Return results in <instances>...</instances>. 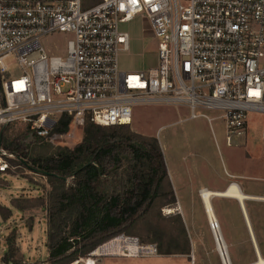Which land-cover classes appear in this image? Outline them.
Returning <instances> with one entry per match:
<instances>
[{
    "label": "built area",
    "instance_id": "2783aa9c",
    "mask_svg": "<svg viewBox=\"0 0 264 264\" xmlns=\"http://www.w3.org/2000/svg\"><path fill=\"white\" fill-rule=\"evenodd\" d=\"M137 16L157 41V65L128 71L119 62L129 47L121 25ZM138 105L185 107L188 118L210 124L221 119L228 144L245 137L258 114L264 139V0H0V126L23 122L57 152L80 143L87 122L131 124ZM8 154L0 145L1 173L11 168ZM120 239L141 252L120 251ZM158 253L123 233L70 264Z\"/></svg>",
    "mask_w": 264,
    "mask_h": 264
},
{
    "label": "rangeland",
    "instance_id": "374dc122",
    "mask_svg": "<svg viewBox=\"0 0 264 264\" xmlns=\"http://www.w3.org/2000/svg\"><path fill=\"white\" fill-rule=\"evenodd\" d=\"M99 1L85 0V5L91 6ZM147 26L148 22L142 16L121 25L131 36L129 48L120 51L121 68L136 71L156 65L154 41L151 32L146 30ZM64 39L63 36H56L53 40L63 46ZM8 64L14 67L13 74L19 75L15 63L9 60ZM188 114L185 107H135L127 132L157 139L176 201L170 204L164 198L156 199L150 210L136 221L131 232L114 236L124 233L138 237L143 245L153 244L164 250L171 246L174 251H179L184 248L185 227L189 253H158L162 257L155 259L161 264H191L193 256L194 264H223L200 191L203 187L224 190L236 182L246 193L264 198V139L260 134L262 118L258 114L250 115L247 138L228 144L221 119L217 118L210 124L203 117L190 119ZM210 114L217 115L215 112ZM162 126L157 137L158 129ZM2 128L0 126V133ZM27 128L28 125L23 122L7 124L4 126V136L9 140L20 138ZM54 153L56 150L48 142L31 143L28 149L29 157ZM8 155L11 168L7 173L0 172V205L11 209L12 213L7 218L0 213V264H7L3 257L12 253L10 264H14V261L21 264H51L46 260L49 254L47 202L51 182L18 164L15 161L17 154ZM128 166L129 160L124 157L119 168V177L123 181L128 177ZM119 191L122 190L118 188ZM260 200H245L243 207L234 198L212 197L231 264L255 263L258 259L256 247L264 257V200ZM247 216L256 242L250 234ZM105 260L116 264H133L131 257H103L102 261Z\"/></svg>",
    "mask_w": 264,
    "mask_h": 264
},
{
    "label": "trees",
    "instance_id": "16d2710c",
    "mask_svg": "<svg viewBox=\"0 0 264 264\" xmlns=\"http://www.w3.org/2000/svg\"><path fill=\"white\" fill-rule=\"evenodd\" d=\"M4 126L0 145L9 154L18 155L15 161L29 169L50 173L47 175L52 189L47 202L49 254L46 260L51 264H69L114 235L131 232L156 199L164 198L170 204L176 201L157 139L127 132L128 125L102 126L87 122L84 138L74 148L34 157L28 155L29 145L44 139L32 135L28 127L23 136L9 140L4 136ZM66 127L64 117L57 130ZM124 157L129 160L125 181L119 177ZM68 179H71L69 183ZM118 188L122 191L118 192ZM0 213L7 218L12 212L0 205ZM183 232L182 250L157 247L159 253H189L185 227ZM12 256L13 253L4 255V262L12 263Z\"/></svg>",
    "mask_w": 264,
    "mask_h": 264
},
{
    "label": "bare ground",
    "instance_id": "6f19581e",
    "mask_svg": "<svg viewBox=\"0 0 264 264\" xmlns=\"http://www.w3.org/2000/svg\"><path fill=\"white\" fill-rule=\"evenodd\" d=\"M213 195H219V196H222V197L234 198V199H237L238 201H240L242 203L245 200H247V199H261V200H264V198H261V197H258V196H254V195L250 196L249 194L248 195L245 194L239 188L238 184H236L235 182L231 183L229 185V187L223 192L214 193V192H212L210 190L204 189L202 191V196H203V201H204V205H205V210H207L208 217L210 219L209 221H213V222L218 221V219L216 218V214L214 212L213 205L211 203V197ZM251 234H252L253 241L256 242L254 234H253L252 231H251ZM215 235L217 236V239H216ZM214 236H215V240H216L217 251L220 253V255L223 254V257H224V260H225L226 264H231L230 258H229V255H228V251H227V248H226V243L224 241V238H223V235H222V233L220 231V228L219 229H215ZM118 246H120V251H123V249L125 247H130L133 252H141V250L139 248H137L138 247L137 244L133 243V242L132 243L131 242H123L120 239ZM256 249H257V253H258V259H257V261L255 263H252V264H264V257L259 252L258 247H256ZM99 251H101V249H99ZM222 260H223V258H222ZM93 261H94L93 258H89L88 259V263L89 264H92ZM223 264H224V262H223Z\"/></svg>",
    "mask_w": 264,
    "mask_h": 264
},
{
    "label": "crops",
    "instance_id": "0c3cea01",
    "mask_svg": "<svg viewBox=\"0 0 264 264\" xmlns=\"http://www.w3.org/2000/svg\"><path fill=\"white\" fill-rule=\"evenodd\" d=\"M146 20V19H145ZM148 22V21H147ZM122 30H124V31H127L128 33H129V31L128 30H126V29H124V28H122ZM147 31H149V32H151V35H152V39H153V41H154V46H153V50H154V52H155V55H156V58H157V41H156V39H155V37H154V35H153V33H152V31L150 30V28H149V25L147 26V29H146ZM130 33H129V44H130ZM129 48V47H128ZM127 48V49H128ZM127 49H122V50H127ZM156 65H157V63H156ZM155 65V66H156ZM154 66V67H155ZM123 69V68H122ZM143 68H141V69H137V70H142ZM147 69V68H146ZM125 70V69H124ZM247 135H248V133L246 134V136L245 137H243V136H240V137H234L233 138V140H232V142H239L242 138L243 139H245V138H247ZM231 144V143H230ZM166 161L168 162L169 161V159L166 157ZM236 183V182H235ZM236 184H238V183H236ZM238 186H239V188L242 190V188L240 187V185L238 184ZM229 187V186H228ZM228 187H226L224 190H212V189H209V188H206V187H203L202 189H201V191H200V195H201V199H202V202H203V206H204V209H205V205H204V201H203V196H202V191L204 190V189H207V190H210V191H212V192H214V193H217V192H223V191H225ZM243 191V190H242ZM245 194H249L250 196L251 195H253V194H251V193H246L245 191H243ZM214 196H219V195H213L212 197H214ZM254 196H256V195H254ZM212 197H211V203H212ZM220 197H222V196H220ZM228 198H230V197H228ZM247 200H252V199H247ZM261 201V200H260ZM240 202V201H239ZM241 204H242V206L244 207V203H245V201L242 203V202H240ZM212 205H213V203H212ZM213 208H214V206H213ZM206 211V214H207V216H208V213H207V210H205ZM214 212H215V210H214ZM247 215V214H246ZM208 219H209V217H208ZM247 219H248V228H249V231H250V234H251V231L253 232V230H252V228H251V225H250V222H249V218H248V216H247ZM210 220V219H209ZM251 236H252V234H251ZM158 257H162L161 255H156V256H141V257H131V259H133V264H161L157 259H155V258H158ZM107 258H109V257H107ZM127 258H130V257H127ZM100 264H116V263H113V262H109L108 260H105V261H100Z\"/></svg>",
    "mask_w": 264,
    "mask_h": 264
},
{
    "label": "water",
    "instance_id": "95a60500",
    "mask_svg": "<svg viewBox=\"0 0 264 264\" xmlns=\"http://www.w3.org/2000/svg\"><path fill=\"white\" fill-rule=\"evenodd\" d=\"M50 173L49 172H46V175H49ZM215 233V232H214ZM216 236V235H215ZM216 239H217V236H216ZM222 256V258H223V262H224V264H226L225 263V260H224V257H223V254L221 255Z\"/></svg>",
    "mask_w": 264,
    "mask_h": 264
}]
</instances>
